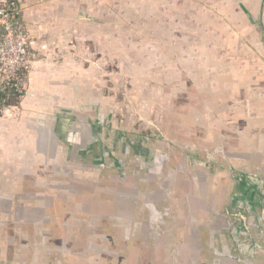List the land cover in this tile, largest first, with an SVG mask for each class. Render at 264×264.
I'll return each mask as SVG.
<instances>
[{
    "label": "crops",
    "instance_id": "1",
    "mask_svg": "<svg viewBox=\"0 0 264 264\" xmlns=\"http://www.w3.org/2000/svg\"><path fill=\"white\" fill-rule=\"evenodd\" d=\"M200 1L161 0L162 18L166 15L167 21L175 11L192 17ZM240 1L252 16L249 0ZM133 2L17 0L38 58L20 98L0 104V264H235L236 243L251 256H245L246 264L262 261L250 243L253 231L248 230V238L228 235L227 220L236 211L240 215L241 207L255 209L254 202L248 197L249 204L227 206L224 189L234 188L236 195L235 174L225 171L226 178L210 165L229 161L232 170L244 173L250 164L258 169L264 163V91L255 85L257 75L249 80L248 47L201 46L179 30L182 43L162 46L168 54L177 52L176 66L212 70L214 86L175 96L198 101L188 107L177 103L171 113L177 116L171 121L175 138L160 137L197 138L196 146L208 149L206 166L146 134L139 143L116 121L98 75L106 64L119 65L121 6ZM235 13L242 18L247 12L239 6ZM163 29L167 37L172 28ZM202 47L215 49L207 64H201ZM212 67L225 68V74ZM227 76L230 81L224 80ZM250 88H255L252 98ZM219 181L225 182L223 192ZM121 238L125 249L115 243ZM132 240L143 246L136 249ZM56 245L60 250L53 249Z\"/></svg>",
    "mask_w": 264,
    "mask_h": 264
},
{
    "label": "rangeland",
    "instance_id": "2",
    "mask_svg": "<svg viewBox=\"0 0 264 264\" xmlns=\"http://www.w3.org/2000/svg\"><path fill=\"white\" fill-rule=\"evenodd\" d=\"M133 1V3H122L121 6L122 35L120 50L115 51L119 65L106 64L98 73L99 79L103 80L99 90L104 93L111 105L114 104L113 109L116 121L119 120L118 124L123 122L132 125L131 134L144 133L151 136L156 132L157 135L153 138H175L177 132L173 129L176 126H173L171 121L177 116L176 112L173 115L171 113L177 110V101L187 107L198 101L193 98L177 99L175 96L182 95L184 91L191 94L193 90H198V87L207 90L214 86L210 83V79L214 78L212 74L210 75L212 73L210 67L176 66L177 52L168 54L163 51L162 46L172 48L175 44L182 43L179 38L182 33H187L191 43L199 42L201 46L207 43L215 46L230 43L247 45L250 60L249 80H253L251 75L257 80L255 78L257 75L259 81L255 85H259L262 87L259 90L264 91V15L261 14L264 0L260 1L261 3H258V0L248 1L247 6L253 11L252 16L240 0H236L237 2L234 0L227 6H224V0H219L222 4L214 0H201L200 7L196 10L197 14L194 16L184 18L181 17L182 13L175 11L170 14L167 21L166 15H163V18L161 15V0ZM239 6L247 12L244 16L242 13V18H238L235 13ZM224 7L226 12H220L219 10H223ZM256 8L259 10L258 15ZM164 23L166 25L162 26ZM145 24L146 28H144ZM168 27L172 29L168 30L165 37L161 34L164 32L162 28ZM214 53L215 49L210 52L209 49L202 47L201 64H207L206 60L215 58ZM104 58L106 62H111L108 61L112 59L111 56L105 54ZM146 59L152 61V66ZM168 62L171 65H168ZM212 69L217 70L221 76L225 74V68L212 67ZM215 74L213 72V75ZM225 78V81H230L228 76ZM199 79L201 83L198 82ZM246 84L244 83V86ZM252 84V81H249L248 87ZM252 91H255V88L248 90L251 98L254 94L251 93ZM205 101L208 102V99ZM144 127H147V130Z\"/></svg>",
    "mask_w": 264,
    "mask_h": 264
},
{
    "label": "flooded vegetation",
    "instance_id": "3",
    "mask_svg": "<svg viewBox=\"0 0 264 264\" xmlns=\"http://www.w3.org/2000/svg\"><path fill=\"white\" fill-rule=\"evenodd\" d=\"M262 11H263V8H262ZM261 14L264 15L263 12H261ZM177 103H178V101H177ZM122 124H120V126L126 128L125 130L130 136L131 135L132 136L136 135L137 136L136 138H137L139 143L141 141L144 142L145 138L141 139V137H140V135H145L144 133L131 134L132 133L131 132L132 131L131 130L132 125L131 126L130 125H126L123 122H122ZM145 129L147 130V127ZM153 136H154V134H152L150 137L149 136L148 137H149L150 140L155 141L156 138H153ZM156 140H158V139H156ZM159 140L160 141L162 140L164 142V145H163L164 147H166L167 144H169V146L178 147L179 150H177V151L179 153H183L182 155H179V156L182 157L185 154V152L188 153V154H192V160H194L193 163H195V161H198V162H201L202 166H204V165L206 166L205 160L208 159V149H205L204 147H199V146L197 147L196 145L198 144V141H199L197 138H194L193 140H190L189 138H186L184 140H182V139L179 140L178 139V140H174V141H171V140H168V139L167 140L166 139L165 140L159 139ZM192 145H194L193 148H192ZM158 146H159V144H158ZM189 147H190V149H189ZM143 148H144V146H142V149ZM180 149L183 152L180 151ZM192 151H194V152L192 153ZM165 152H166L165 149L161 150V154L163 156H166ZM211 153L213 155L212 151H211ZM219 155H222V152H219ZM164 159L166 160V158L163 157V160ZM210 165H211V168H212L211 170L215 171L217 169L219 172L224 173V177H226V178H227V176L232 177V175L235 174L236 182L234 184L238 185L237 186L238 187V191L236 190V192L237 193L239 192V193L238 194L236 193V195L232 194L234 188H233V190L224 189L225 190V195H226L227 200H228L227 203H226L227 206L231 205V207H234V208L238 207L239 208L242 204L244 205V202L249 204V198L254 202L255 209H252L250 207L248 209V211H243L242 207H241V210H239V211H241L240 215H237L236 213L238 211H236L235 218L227 220L228 224L231 225L230 229L232 230L231 231L232 234L230 232V233H228V235L230 237L233 235L236 238H243V237L248 238L249 237V235L247 234L248 230L249 231H253V235H252L253 238L250 237L251 240H252L250 243H252L253 248L254 247L257 248L258 253H261L260 255L262 256V261L260 262V264H264V173H262V171L264 169V163L259 164L258 169L253 167L252 166L253 164H250L251 167H249V169L246 170V172H244V173H243V171L239 172V170H232L233 169L232 168L233 165L230 164L229 161L225 162V163L217 161L216 164L215 163H213V164L211 163ZM254 170L256 171L255 174H253L252 172L249 173L250 171H254ZM225 171H228L227 172V174H228L227 176H225L226 175ZM241 174H242V176H241ZM238 177H240V178L237 179ZM251 177L256 178V181H255V179L252 180ZM252 184H253V186H252ZM218 186L221 189V192H223V188L225 186V182L224 181H221V182L219 181ZM234 192H235V190H234ZM243 194H245V196L243 198H240V196L243 195ZM235 202H238L239 204L237 205V203H235ZM146 205L148 206V203ZM244 208H245V206H244ZM241 216L246 217V219L245 218L242 219ZM251 216H252V218L249 219V217H251ZM252 220H253V222H252ZM118 233H120V231ZM124 241L125 240L123 238H121V240H119L118 242H115V243H116V245H118L120 247H123L125 249L126 247L124 246ZM132 241H134V242L131 243V246L136 247V249H140L143 246L137 240H132ZM256 241L260 245L259 244L256 245L254 243ZM6 245H8V244H6ZM235 246L238 248L237 252L240 253L239 255H236L235 258L232 259V260H235V264H246V263H248L249 259H251V256H246L245 254L241 253L242 252L240 250L241 247H239V245L237 243H236ZM53 249L60 250V246L56 245ZM245 256L248 257L249 259L245 258ZM46 264H50V263H46Z\"/></svg>",
    "mask_w": 264,
    "mask_h": 264
},
{
    "label": "built area",
    "instance_id": "4",
    "mask_svg": "<svg viewBox=\"0 0 264 264\" xmlns=\"http://www.w3.org/2000/svg\"><path fill=\"white\" fill-rule=\"evenodd\" d=\"M37 58L17 0H0V104L20 98Z\"/></svg>",
    "mask_w": 264,
    "mask_h": 264
}]
</instances>
